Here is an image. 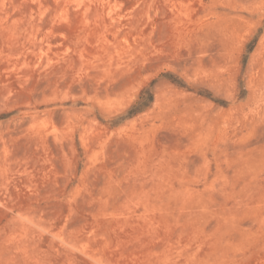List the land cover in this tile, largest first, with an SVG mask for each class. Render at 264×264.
I'll list each match as a JSON object with an SVG mask.
<instances>
[{
  "label": "rangeland",
  "instance_id": "rangeland-1",
  "mask_svg": "<svg viewBox=\"0 0 264 264\" xmlns=\"http://www.w3.org/2000/svg\"><path fill=\"white\" fill-rule=\"evenodd\" d=\"M0 264H264V0H0Z\"/></svg>",
  "mask_w": 264,
  "mask_h": 264
}]
</instances>
